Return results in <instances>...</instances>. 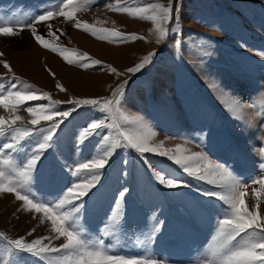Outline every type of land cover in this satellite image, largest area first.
Here are the masks:
<instances>
[{"label": "rangeland", "instance_id": "obj_1", "mask_svg": "<svg viewBox=\"0 0 264 264\" xmlns=\"http://www.w3.org/2000/svg\"><path fill=\"white\" fill-rule=\"evenodd\" d=\"M151 2L167 4L168 0ZM66 3L0 0V27H9L15 33H0V77L4 78L0 80V92H5L14 73L34 90H41L38 94L49 93L59 102L52 107L70 111L53 133L51 146L44 150L22 194L30 192L39 201L58 202L73 182L65 165L74 167L78 160L102 154L108 147L102 137L109 132L110 142L119 140L113 130H106L78 148L80 131L90 121L105 119L109 114L92 107L72 110L71 101L110 98L119 85L127 82L121 103L105 123L114 121L121 131L147 136L152 145L163 141V149L171 152L180 145L179 154L202 153L207 159L199 161L201 168L210 162L224 164L233 176L248 182L241 190L245 192L243 206L249 211H257L259 190L258 213L264 220V186L251 183L253 178H264L256 151L262 146L259 137L264 135V0H178L170 14L160 8L148 9L144 16L171 17L161 25L167 35L159 43L156 21L133 17L116 7L147 8L145 0H74V10L64 9L73 11L71 20L58 15ZM47 11L53 12L47 22L34 19ZM76 21L80 28L75 26ZM85 24L97 30L115 28L138 38L104 39L99 31L93 35L85 30ZM32 27L49 41L48 48L34 39ZM173 28L182 33L179 48L173 46ZM61 48L68 49L76 63L70 64L61 55ZM154 51L153 60L143 70L126 71ZM83 54L100 60L101 65L84 68L80 63ZM41 102L26 101L15 108L0 104V116L10 120L18 115L22 118L18 126L30 125L32 116L27 107ZM46 103L51 106L50 101ZM46 134L45 129L22 140L16 153L6 151L0 158L11 157L17 167L21 166L37 144L36 136ZM4 142L12 140L0 137V144ZM154 173L184 183L169 188L158 182ZM124 188L128 191L123 216L113 222L111 214ZM201 189H216L221 194L229 191L226 184L211 185L187 175L168 158L151 153L141 157L121 142L100 180L83 197L81 210L73 212L71 205H65L62 211L72 212L70 222L75 223L82 239L89 245L103 239L111 254L148 258L157 264H219L226 251L218 225L225 218V205L205 196ZM23 204L15 193L0 190V233L4 234L0 236V264H60L59 259H41L8 244L21 236L28 242L48 237L55 248L66 242L62 236L57 238L50 219L23 209ZM157 227L159 232L154 231ZM33 228L35 232L28 236ZM105 229L110 233L106 237L102 235ZM43 243L49 244V239ZM64 255L71 253H59L61 258Z\"/></svg>", "mask_w": 264, "mask_h": 264}, {"label": "snow or ice", "instance_id": "obj_2", "mask_svg": "<svg viewBox=\"0 0 264 264\" xmlns=\"http://www.w3.org/2000/svg\"><path fill=\"white\" fill-rule=\"evenodd\" d=\"M99 2V0H96ZM147 8H131L122 5H117V10L121 12L131 13L133 17H142L147 20L156 21V28L159 32V38L157 42L167 35L166 30L161 26L164 21L170 20V15L165 16H144V13L148 9H163L167 13L172 12L173 3H177L178 0H168L167 4H153L151 0H145ZM76 5L74 0H67L64 4V8L60 9L58 15L73 19V11H65V8L75 9ZM53 17L52 11H47L46 15L41 14L34 17L37 22H47L49 18ZM75 26L80 28V22L76 21ZM85 30H90L93 35H96L99 31L102 35L101 38L116 39L119 41L134 40L138 37L136 34H123L115 28L99 29L85 24ZM51 25L49 24V30ZM34 39L38 41L45 48L50 46V43L44 36L37 34L35 27H32ZM176 39L173 46L179 48L181 45L182 33L175 28L172 29ZM0 33L4 35H14L15 33L9 27H0ZM51 35V30L49 32ZM53 50L55 47L53 46ZM61 55L71 64L76 63L69 55V50L61 48ZM156 52L149 53L143 58L140 63H137L134 67L128 68V73H137L145 68L150 61L153 60ZM2 55V54H0ZM90 62V63H89ZM80 63L84 68L90 66H99L101 61L88 57L87 54H83V59ZM8 67L9 73L11 68L8 63L4 62ZM113 73L116 72L115 68H111ZM54 75V74H52ZM4 78L0 77V80ZM127 82H125L126 84ZM125 84L119 85L113 95L110 98L96 99L85 98L75 99L71 101L72 110L80 107H92L100 110L103 113L109 114L105 119H110L116 105L121 103V99L124 96ZM20 87H24L26 90H19ZM61 90L62 85H58ZM6 92V94H5ZM5 92H0V104H3L6 108H15L23 105L26 101H42L35 107L28 106L27 111L31 114L32 119L30 125H17V121L22 118L15 116L12 119H5L0 116V137H10L12 142H4L0 144V154H4L6 151L16 153L22 145L20 142L27 138L39 134L42 130H47V134L38 137L37 144L32 148L28 154L26 161L21 166L17 167L11 157L4 159L0 158V190H4L9 193H15V197L23 201L22 208L28 211L34 210L36 213H43L44 218L50 219L54 227V231L60 236L64 237L66 242L60 247L55 248L50 246V238L38 237L26 241V238L21 236L16 239H12L8 242L12 248L19 251H26L38 258L47 259L52 257L53 259H59L60 264H157V261L152 259H137L132 257H126L119 254H111V249L104 246L103 239H98L94 244L89 245L88 242L81 238L82 234L77 229L75 223L70 222L72 220V212L62 211L65 205H71L73 212H79L83 207V197L89 192L90 189L100 180L102 171L108 165L110 158L113 156L115 149L120 146L121 142L126 148L134 149L141 157H145V154H156L161 157L168 158L187 174L201 182H207L211 185L226 184L228 186V194H221L220 190L216 189H201L205 196H211L217 198L218 202L225 205V218L218 221L219 232L223 237V246L226 251L223 254L222 260L219 264H264V220L259 218V190H256L257 195V211H249L244 205L245 192L241 189L246 188L248 182H245L232 175L230 171L221 163H209L208 166L199 167V161L207 159L206 155L202 153H194L193 156H186L179 154L181 152V146L177 145L176 151L163 149V141L158 145H152L149 143V137L137 135L131 131H121L119 126L113 121L112 123H105V119H96L90 121L79 133L77 138V147L86 140L93 136L100 135L101 132L106 130H113L119 137L116 142H110L112 132L102 137L104 144L108 147L103 150L102 154H97L90 160H78L74 167H67L68 172L73 177V182L63 191V198H58L56 201H39L35 194L26 193L22 194L25 185L33 178V172L36 169V165L44 153V150L51 146L50 141L52 135L58 129L59 124L70 115V111H60L52 106L57 105L59 102L51 98L49 93L43 92L42 95L38 94L41 90H34L33 86L28 85L27 82L22 81L20 77L11 73V82L8 84ZM9 100L14 103L9 104ZM50 101V105L46 102ZM57 117L59 119H57ZM47 121V124H41V121ZM34 126V127H33ZM155 135V133H152ZM262 142V146L256 149L257 155L261 157L262 162L259 167L264 169V135L259 137ZM127 159L124 163L127 165ZM7 166V169L5 168ZM123 175H127V172H123ZM158 182L169 188H175L183 184L182 180L176 178H166L160 173H154ZM14 177V181L13 178ZM219 177V179H217ZM252 184H259L264 186V178H253ZM128 189L124 188L119 194L115 203V209L111 214V220L113 222L116 219L122 218L124 197ZM43 222V221H41ZM162 224V222H160ZM35 228L31 229L27 235L31 236L35 232ZM155 232H159L160 228L154 229ZM110 233L107 229L102 232L103 236H108ZM0 233V236H3ZM239 237V239H237ZM49 239V244H44L43 241ZM235 241L234 244L231 242ZM231 244V247L228 245ZM71 253V255H64L59 257V253ZM7 264V262H5Z\"/></svg>", "mask_w": 264, "mask_h": 264}]
</instances>
